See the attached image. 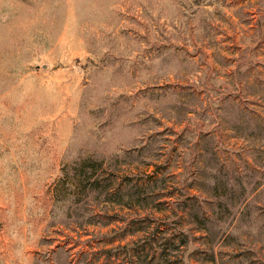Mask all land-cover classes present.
I'll return each instance as SVG.
<instances>
[{
    "label": "rangeland",
    "instance_id": "374dc122",
    "mask_svg": "<svg viewBox=\"0 0 264 264\" xmlns=\"http://www.w3.org/2000/svg\"><path fill=\"white\" fill-rule=\"evenodd\" d=\"M0 264H264V0H0Z\"/></svg>",
    "mask_w": 264,
    "mask_h": 264
}]
</instances>
